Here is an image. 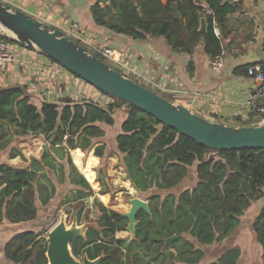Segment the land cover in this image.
I'll use <instances>...</instances> for the list:
<instances>
[{
  "label": "trees",
  "instance_id": "obj_1",
  "mask_svg": "<svg viewBox=\"0 0 264 264\" xmlns=\"http://www.w3.org/2000/svg\"><path fill=\"white\" fill-rule=\"evenodd\" d=\"M203 1L212 13H206L198 0H104L103 5L94 2L90 12L97 25L134 39L164 36L176 51L191 53L202 41L205 53L213 58L223 52L215 25L221 27L238 4ZM202 12L205 32L199 31ZM248 67L241 65L237 70L247 74ZM101 92L112 100L105 107L91 100L36 105L23 86L0 88V150L19 136L42 135L46 142L41 157L30 158L27 168L0 163V222L37 219L39 208L51 206L56 185L66 177L78 187V198L91 194L86 179L96 186L95 156L103 158L108 149L104 141L108 129L103 125L113 127L114 113L125 107L126 116L114 136L115 151L131 185L146 194L150 214L138 211L134 238H117L115 233L126 229L127 219L98 202V229L89 227L86 238L77 239L84 241L88 258L103 253L98 264H196L204 251L195 242L222 241L252 201L264 195V149H209L142 109ZM79 148L85 152L93 148V153L82 162ZM69 149H73L72 160ZM17 155L20 150L11 147L8 156ZM193 165L196 184L174 191ZM105 192L100 199L107 203ZM252 227L264 263V207ZM172 235L176 239L165 244L164 239ZM46 245L40 231L16 232L4 245V264H46ZM74 248L72 253L78 256L80 251ZM239 255L234 246L208 264H237Z\"/></svg>",
  "mask_w": 264,
  "mask_h": 264
},
{
  "label": "crops",
  "instance_id": "obj_2",
  "mask_svg": "<svg viewBox=\"0 0 264 264\" xmlns=\"http://www.w3.org/2000/svg\"><path fill=\"white\" fill-rule=\"evenodd\" d=\"M0 1L23 10L50 28L73 26L84 43L92 42L98 47H110L115 60L119 59L126 64L125 75L208 120L239 126L244 124L237 122L257 119L246 104L248 93L254 87L255 81L248 70L245 74L238 71L237 67L264 64V0H239L238 7L227 15L222 26L216 24L215 34L221 39L222 55L225 59L220 68L213 67L212 58L205 53L202 41L191 53H186L173 50L164 36L134 39L95 24L90 7L96 1L103 5L104 0ZM198 1L205 5L203 0ZM227 1L232 3V0ZM204 19L207 27L205 14ZM10 46L14 61L0 67V88L23 86L36 105L43 101L62 105L68 101L91 100L105 107L112 101L108 95L39 51L17 42H10ZM125 116V107L114 113L113 128L116 132ZM103 126L106 129L111 127ZM44 142L42 135L15 137L6 149L0 150V163L27 168L30 158L41 157ZM13 146L20 150L21 155L10 158L8 153ZM95 157L98 162L100 158ZM83 159L82 157V161ZM196 181L193 165L174 191L192 187ZM72 185L68 177L56 185L51 206L44 208L49 211L58 209L67 194L76 191ZM262 207L264 195L252 201L240 216L238 225L222 241L206 245L195 242L204 251L196 264H208L234 246L240 250L237 264H264L261 245L252 227ZM38 213L40 216V208ZM33 221L14 224L3 219L0 222V264L6 262L3 252L6 241L16 232L33 229L30 228ZM115 237L127 238L124 231L116 232ZM79 251L81 252L80 249Z\"/></svg>",
  "mask_w": 264,
  "mask_h": 264
},
{
  "label": "water",
  "instance_id": "obj_3",
  "mask_svg": "<svg viewBox=\"0 0 264 264\" xmlns=\"http://www.w3.org/2000/svg\"><path fill=\"white\" fill-rule=\"evenodd\" d=\"M199 16V31L205 32L203 12ZM6 30L12 34L10 38L20 44L39 51L97 89L142 109L209 149H264V123L235 126L208 120L125 75L60 29L50 28L23 10L0 1V32L5 35ZM127 203L128 210L121 214L127 219L126 231L130 238H134L138 222L136 215L139 210L150 214L149 202L146 198L133 196L127 199ZM89 227L97 228L76 223L67 225L65 218L60 217L45 237L46 264H98L101 256L90 259L84 253L79 259L71 250V242L79 237L85 239ZM174 239L176 235L166 237L164 243Z\"/></svg>",
  "mask_w": 264,
  "mask_h": 264
},
{
  "label": "rangeland",
  "instance_id": "obj_4",
  "mask_svg": "<svg viewBox=\"0 0 264 264\" xmlns=\"http://www.w3.org/2000/svg\"><path fill=\"white\" fill-rule=\"evenodd\" d=\"M7 37H11V34L4 32ZM106 60L105 58H103ZM120 70V69H118ZM167 99L170 97L165 96ZM238 124L244 125H254L257 124L256 119H250L248 121H240ZM108 133L106 134L104 141L108 145L106 155L103 158H100L96 165L93 167L95 172V181L96 186H93L83 175L86 181L89 183L90 188L92 189L91 194H87L83 197L78 198L77 193L67 194L66 199L62 201L56 210H47L44 207H40V216L33 221L30 228L35 229L36 231L41 232V237L45 239L50 228L59 220L60 217L65 218L67 225L76 223L78 225H93L97 227V218L99 216V206L98 202H101L108 208L114 209L119 212L127 211L129 204L127 199L133 196H138L145 199L146 194L138 192L130 183L127 178V174L124 170L123 165L121 164V159L119 154L115 151L114 145V136L116 130L113 127L107 128ZM45 140V139H44ZM46 142H44L45 145ZM43 145V148H44ZM81 151L82 149L79 148ZM71 150L69 149L68 153L71 155ZM93 153V148L88 152L82 151L83 161L84 162L89 154ZM72 160V159H71ZM73 162V161H72ZM74 163V162H73ZM128 186H132L133 191H130ZM72 187L78 188L76 185ZM102 190L106 192L103 193L107 196V203H104L100 199ZM175 190V189H174ZM163 194L165 190H157ZM125 235L129 237V233L124 231ZM92 236V233L91 235ZM84 241L82 239H77L71 242L72 249L77 248L81 250L80 254L77 256L81 259L82 255L85 253L83 248Z\"/></svg>",
  "mask_w": 264,
  "mask_h": 264
},
{
  "label": "built area",
  "instance_id": "obj_5",
  "mask_svg": "<svg viewBox=\"0 0 264 264\" xmlns=\"http://www.w3.org/2000/svg\"><path fill=\"white\" fill-rule=\"evenodd\" d=\"M239 0H232V3H237ZM206 13H212V11L206 6H203ZM216 27V25H215ZM60 29L63 34L68 37L81 41L82 45L87 47L94 54L100 55L102 58H105L109 64L114 67L117 66L120 70L124 72L127 69L126 64L119 59L114 58L113 51L110 47H98L92 42L84 43V40L81 39L80 34L75 31L73 26H67ZM215 29V28H214ZM215 31V30H214ZM80 43V42H79ZM97 55V56H98ZM224 57L222 54L216 55L212 58V65L215 68H220L224 64ZM14 61V54L12 52L10 42H8L0 32V67L5 66L6 64L12 63ZM248 73L252 75L255 85L248 93L246 104L249 107L250 111L257 117V124L264 123V69L260 65H251L248 67Z\"/></svg>",
  "mask_w": 264,
  "mask_h": 264
},
{
  "label": "flooded vegetation",
  "instance_id": "obj_6",
  "mask_svg": "<svg viewBox=\"0 0 264 264\" xmlns=\"http://www.w3.org/2000/svg\"><path fill=\"white\" fill-rule=\"evenodd\" d=\"M98 225V224H97ZM97 229H98V226H97ZM121 231H126V229L125 230H121ZM118 232V231H117ZM127 232V231H126ZM116 234V233H115ZM127 238H130V236L129 237H127ZM100 242V239L99 238H97V243H99ZM101 255H103V253H101ZM101 255H99V256H101ZM99 256H97V257H99Z\"/></svg>",
  "mask_w": 264,
  "mask_h": 264
},
{
  "label": "bare ground",
  "instance_id": "obj_7",
  "mask_svg": "<svg viewBox=\"0 0 264 264\" xmlns=\"http://www.w3.org/2000/svg\"><path fill=\"white\" fill-rule=\"evenodd\" d=\"M7 31V30H6ZM8 32V31H7ZM9 33V32H8ZM11 34V33H10ZM12 35V34H11ZM129 187V189H130V191H133V189L130 187V186H128Z\"/></svg>",
  "mask_w": 264,
  "mask_h": 264
}]
</instances>
